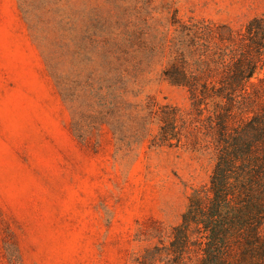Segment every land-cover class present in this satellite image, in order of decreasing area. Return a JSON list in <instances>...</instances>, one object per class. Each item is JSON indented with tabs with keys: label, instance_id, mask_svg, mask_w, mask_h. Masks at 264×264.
Returning a JSON list of instances; mask_svg holds the SVG:
<instances>
[{
	"label": "rangeland",
	"instance_id": "obj_1",
	"mask_svg": "<svg viewBox=\"0 0 264 264\" xmlns=\"http://www.w3.org/2000/svg\"><path fill=\"white\" fill-rule=\"evenodd\" d=\"M261 17L264 0H0V264H162L215 159L153 143L150 100L190 107L161 78L173 23Z\"/></svg>",
	"mask_w": 264,
	"mask_h": 264
},
{
	"label": "trees",
	"instance_id": "obj_2",
	"mask_svg": "<svg viewBox=\"0 0 264 264\" xmlns=\"http://www.w3.org/2000/svg\"><path fill=\"white\" fill-rule=\"evenodd\" d=\"M167 46L163 81L185 89L190 107L154 105L157 147L211 150L207 197L188 199L162 264H264V17L240 32L190 18Z\"/></svg>",
	"mask_w": 264,
	"mask_h": 264
}]
</instances>
